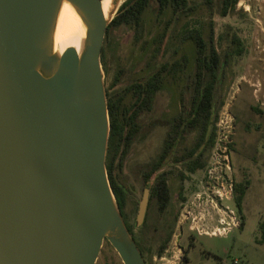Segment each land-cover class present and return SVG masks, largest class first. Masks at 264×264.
Returning <instances> with one entry per match:
<instances>
[{
    "label": "water",
    "instance_id": "1",
    "mask_svg": "<svg viewBox=\"0 0 264 264\" xmlns=\"http://www.w3.org/2000/svg\"><path fill=\"white\" fill-rule=\"evenodd\" d=\"M101 1L0 0V264H95L105 240L122 264H146L106 172L101 51L125 0H112L107 16ZM64 5L83 37L61 51L55 31Z\"/></svg>",
    "mask_w": 264,
    "mask_h": 264
},
{
    "label": "rangeland",
    "instance_id": "2",
    "mask_svg": "<svg viewBox=\"0 0 264 264\" xmlns=\"http://www.w3.org/2000/svg\"><path fill=\"white\" fill-rule=\"evenodd\" d=\"M188 2L195 6L188 15H174L169 8L156 17V8L151 5L143 12L138 27L122 24L105 34L101 51L104 85L106 88L108 82L111 99L121 97L122 106L133 101L130 93H124L126 86L143 81L159 64L169 66L152 109L138 115L139 130L112 178L125 193V220L141 246L146 264H264V241L259 229L264 221V0H238L223 17L220 0L210 5L204 0ZM193 28L201 32L207 44L212 37L220 57L213 106L217 117L226 107L234 120L229 133L217 134L215 143L227 141L225 150L231 170H225L223 165L211 168L214 144L203 152L204 166L188 172L184 154L198 131H187L159 170L166 174L168 206L158 214L151 203L142 227L136 229L137 205L145 187L142 172L161 151L171 118L181 103L185 110L189 107L192 86L188 75L194 72V45L181 37L184 29ZM235 34L242 43L240 55L230 42ZM220 168L226 171V180L246 185L239 207L233 194L230 199L219 191ZM219 219L225 232L207 234L219 226ZM169 232L166 248L157 253ZM109 245L103 243L95 264H122Z\"/></svg>",
    "mask_w": 264,
    "mask_h": 264
},
{
    "label": "trees",
    "instance_id": "3",
    "mask_svg": "<svg viewBox=\"0 0 264 264\" xmlns=\"http://www.w3.org/2000/svg\"><path fill=\"white\" fill-rule=\"evenodd\" d=\"M237 1L220 0L221 16H225L229 10H232ZM212 2L213 0H204L207 5L212 4ZM151 5L156 8V17H161L169 8L174 15L176 13L188 15L195 9V6L189 4L188 0H125L119 6L106 30L109 32L111 27L122 24H132L138 27L143 12ZM169 21L170 19L167 20L166 27ZM181 39L191 40L194 45V72L189 107L187 110L182 107L171 119L170 128L165 136L160 153L142 172L144 188L149 190L147 207L153 203L158 214L164 212L170 200L166 174L159 170L175 143L183 139L187 131H198L195 142L184 154L188 159L185 169L192 173L204 166L201 161L203 152L212 148L216 139L217 114L214 110L213 98L220 65L219 54L211 43L212 37L210 36L209 44H207L198 29H184ZM230 42H233V38H231ZM227 57L228 55L224 59ZM159 86L160 84L155 80V76H151L144 83L133 82L129 84L124 88V93H130L133 101L127 107L120 104L121 97H117L115 100L108 97V163L106 159L105 166L110 187L120 212L125 206L126 196L122 188L113 180L112 172L116 169V166L121 168L131 142L139 130L136 119L141 112L151 110L152 97ZM151 176H153L152 179H150ZM245 187L246 185L233 184V200L237 207L240 206ZM124 223L143 256L141 246L130 226L126 222ZM142 223L137 226L135 221L133 227L139 229ZM259 229L261 231V240L264 241V221L259 224ZM170 235L171 232L166 234L165 239L162 240L157 248V253H161L166 248ZM104 242L108 243L106 240Z\"/></svg>",
    "mask_w": 264,
    "mask_h": 264
},
{
    "label": "built area",
    "instance_id": "4",
    "mask_svg": "<svg viewBox=\"0 0 264 264\" xmlns=\"http://www.w3.org/2000/svg\"><path fill=\"white\" fill-rule=\"evenodd\" d=\"M226 107H224L223 109V113H221V115L219 114L217 117V122H216V139H217V134L221 133L222 135L224 133H229V129L231 130L232 128V122H233V117L231 115V113L229 112V110ZM227 111V112H226ZM224 137V136H223ZM225 138V137H224ZM215 139V140H216ZM227 141H220L219 142H214V144H216V152H215V157L212 158V163H211V168H215L216 166L218 167L219 165H223L225 166V170L230 171V164H229V160H228V155H227V149L225 150V147L227 145L226 143ZM224 150H223V149ZM219 156H222V160L220 162L219 160ZM210 173V171H209ZM223 173V174H222ZM222 174V175H221ZM211 174H209L210 177ZM218 177L220 179V185L218 186L219 191H221L223 193L224 196H226L227 198H232V194H233V181L232 180H226L224 178L223 175H227L226 171L223 172L222 168H220L219 173L217 174ZM230 177V176H227ZM231 179V177H230ZM217 198L221 199L220 196L218 195ZM217 202V201H216ZM216 205V203H215ZM218 224L219 226L214 228V231H212L211 233H207L209 235H218V234H223V232H225V227L223 222L221 221V219L218 220ZM234 225V224H233ZM205 233V234H206ZM177 242V240H176ZM179 249V248H178ZM156 259V258H154Z\"/></svg>",
    "mask_w": 264,
    "mask_h": 264
},
{
    "label": "bare ground",
    "instance_id": "5",
    "mask_svg": "<svg viewBox=\"0 0 264 264\" xmlns=\"http://www.w3.org/2000/svg\"><path fill=\"white\" fill-rule=\"evenodd\" d=\"M121 1L123 0L118 2ZM101 8L104 16H107L110 10L115 7H113L112 0H102ZM82 37L83 28L80 18L70 6L64 5L56 23L55 41L58 47L61 51L69 46L79 48Z\"/></svg>",
    "mask_w": 264,
    "mask_h": 264
},
{
    "label": "flooded vegetation",
    "instance_id": "6",
    "mask_svg": "<svg viewBox=\"0 0 264 264\" xmlns=\"http://www.w3.org/2000/svg\"><path fill=\"white\" fill-rule=\"evenodd\" d=\"M238 2V1H237ZM236 2V3H237ZM108 34V31L106 30V35ZM239 36L238 35H234L233 36V43H234V45L236 46V49H237V53H239V55L241 54V50L239 49L240 48V45L242 44L241 43V39L240 38H238ZM160 50H159V48H157V50H156V52L157 53H160L159 52ZM101 61H102V58H101ZM176 65V64H175ZM164 66V67H163ZM163 68V69H162ZM168 68H169V66H168V64L167 63H164V64H159L158 66H157V68L151 73V74H148L147 75V77L143 80V81H134V82H141V83H144V82H146V80H148L151 76H155V80H157V82L160 84V86L157 88V90L154 92V94H153V97H152V107H153V103H154V99H155V97H156V94L160 91V89H161V86H162V78H163V73L164 72H166L167 70H168ZM188 78H189V85H191L192 86V75H188ZM133 83V82H132ZM131 83V84H132ZM191 89H192V87H191ZM105 92H106V100H107V111H108V97H109V93H108V82H107V84H106V88H105ZM191 94H192V91H191ZM191 94H190V100H191ZM110 98V97H109ZM190 100H189V103H190ZM152 107H151V109H152ZM182 109V103H181V107H180V109L178 110V112L180 111ZM150 111V110H149ZM177 112V113H178ZM176 113V114H177ZM175 114V115H176ZM174 116H172V118H173ZM171 118V119H172ZM160 153V152H159ZM107 159V163H108V141H107V149H106V155H105V160ZM144 189V188H143ZM137 207H138V205H137ZM147 209H148V207H147ZM147 209H146V212H147ZM136 212H137V210H136ZM121 215H122V217H123V219L125 220V215H124V208H122L121 209ZM145 215H146V213H145ZM136 217V216H135ZM124 222H126V220L124 221ZM127 223V222H126ZM187 252H188V250H186V255H187ZM143 253V252H142ZM185 261V260H184ZM180 264H183L182 262L180 263Z\"/></svg>",
    "mask_w": 264,
    "mask_h": 264
}]
</instances>
